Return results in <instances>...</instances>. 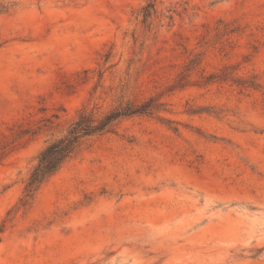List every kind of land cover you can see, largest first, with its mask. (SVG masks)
Listing matches in <instances>:
<instances>
[{
  "label": "rangeland",
  "instance_id": "obj_1",
  "mask_svg": "<svg viewBox=\"0 0 264 264\" xmlns=\"http://www.w3.org/2000/svg\"><path fill=\"white\" fill-rule=\"evenodd\" d=\"M0 237V264H264V0H0Z\"/></svg>",
  "mask_w": 264,
  "mask_h": 264
},
{
  "label": "trees",
  "instance_id": "obj_2",
  "mask_svg": "<svg viewBox=\"0 0 264 264\" xmlns=\"http://www.w3.org/2000/svg\"><path fill=\"white\" fill-rule=\"evenodd\" d=\"M152 109L153 106L149 102L140 105L128 102L100 116L87 109L81 110L77 118L70 123L67 132L49 141L40 152L38 163L31 171L26 185V199L32 197L44 181L72 158L88 138L108 131L123 117L147 113Z\"/></svg>",
  "mask_w": 264,
  "mask_h": 264
}]
</instances>
